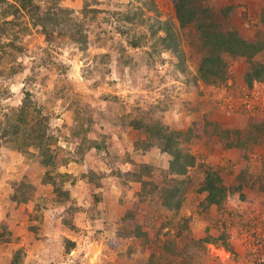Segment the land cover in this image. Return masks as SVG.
I'll use <instances>...</instances> for the list:
<instances>
[{
    "label": "trees",
    "instance_id": "1",
    "mask_svg": "<svg viewBox=\"0 0 264 264\" xmlns=\"http://www.w3.org/2000/svg\"><path fill=\"white\" fill-rule=\"evenodd\" d=\"M169 1L173 18L161 21L145 14L156 12L153 0H81V7L73 15L70 10L58 5L60 0H0V38L9 37L11 40L0 44V49L3 46L10 49L9 52L0 53V159L1 151H14L20 152L25 165L35 164L42 172L39 184L50 187L51 196L41 199L43 203H34L35 207L31 210L34 219L40 222L41 211L47 202L51 208L67 205L65 210L68 216L62 218L60 224L70 234H75L78 229L69 223V216L80 215L90 222L101 217L104 220L105 208L100 209L103 207L99 206L105 202L104 193L100 191L103 186L101 180L114 178L123 189H128L130 184L138 185L136 198H146L141 219L136 220V215L127 211L121 215L119 226L111 227L107 220L103 221L105 231L113 229L112 234L117 241L114 249L125 257L138 252L139 247L132 244L135 240L139 239L141 246L147 243L148 232L153 230L159 217L163 219L159 222L157 232L178 213L191 182L187 175L190 169L196 167L202 172V181L197 189L198 193H204L205 202L199 205L201 209L212 205L217 212L224 213L225 198L239 189L236 185L225 188L217 170H211L203 164L197 165L189 152V146L199 138L193 133L192 127L184 131L171 130L164 123L163 115L169 109L168 95L172 88L156 90V93L163 94L161 100L143 108L138 99V105L127 111L120 97L109 92H100L96 98L91 95L89 101H79L72 98L74 92L64 77L70 67L54 60L57 53L61 54L67 48L74 49L72 55H79L83 61L80 73L90 83L92 90L98 89L100 83L111 87L117 81L121 82L123 68L130 72L143 68L142 77L145 81L140 88L153 92L162 81L157 77L156 65L163 52H168L175 60L171 64L170 75L180 82L181 92L189 91L198 81L214 89H230L234 84L230 82L227 86L228 66L229 62L235 61L242 62L240 82L247 93L255 84L264 86V31L250 39L243 37L241 32L235 30L233 23L225 20V8H216L210 0ZM261 1L262 7L256 14V21L264 28V0ZM23 24L26 26L21 29L19 25ZM14 28L22 35L29 33L30 28L34 29L43 35L52 49L43 50V55L33 62L35 68H31L32 75L26 76L24 82L29 86L42 68L48 72L44 77L55 76L47 94L55 99L51 100V106L59 108V113L71 112L72 120L68 125L63 123L60 128L52 129L47 115L49 113L43 112L47 106H39L27 89L21 91L18 105L5 102L11 95L8 82L22 70V65L15 61L22 48L13 43L16 39L12 33ZM89 39L93 50H97L92 56L87 51ZM180 43L187 45V48H182ZM111 52L120 66L117 68L120 74L117 81L110 77ZM4 54L9 58H5ZM178 72L182 73L181 78L177 76ZM150 74L152 77H149ZM130 83L133 84V80ZM43 87L47 89L45 84ZM211 126L213 129L207 134L208 138L215 134L222 136L224 147L237 152L238 162L241 160L233 182L252 184L258 166L247 165V158L256 150H264V122H247L241 130L231 132L217 130L216 125ZM61 129L66 131V141L74 142L71 151L57 145ZM124 129L140 135L133 138L130 151L124 150L119 154L109 150L106 138L111 133L120 137ZM58 151L63 152V166L68 163L75 165V174L57 171L55 158ZM156 152L169 158L160 174L159 183L152 179L156 170L154 163L150 160L134 161L130 155L143 156ZM95 156L102 163L100 168L92 162L91 157ZM125 163L131 165L130 170L121 168ZM83 164L88 167L85 171L80 168ZM259 165L264 172V159ZM250 167L251 171H248ZM258 174L255 175L256 180L261 181ZM68 179L70 185L82 179L96 189V192L88 194L89 203L85 209L65 186ZM8 184L12 191L7 201L13 205L35 200V186L27 182L26 177L22 176L16 183L11 181ZM260 188L264 190V186ZM151 208L153 212H150ZM37 222L29 229L36 231L39 227ZM176 227L178 231L182 229L188 232L185 219H181ZM143 228H147L148 232ZM216 239L226 248L222 235ZM16 241L10 239L6 229L0 228V244ZM215 242L209 237L191 239L189 246L184 243L177 254L175 242L168 241L154 259L157 264H161V261L170 262L174 257L182 256L183 264H196L206 253L205 245H214ZM62 245L66 254L75 248L74 242L67 238H62ZM152 259L149 255L144 260L138 259L136 264H152ZM25 261L26 252L22 247L16 246L11 250L8 264H24Z\"/></svg>",
    "mask_w": 264,
    "mask_h": 264
},
{
    "label": "rangeland",
    "instance_id": "2",
    "mask_svg": "<svg viewBox=\"0 0 264 264\" xmlns=\"http://www.w3.org/2000/svg\"><path fill=\"white\" fill-rule=\"evenodd\" d=\"M210 1L216 8H225V20L233 23L235 30L241 32L243 37L250 39L255 34L263 33L264 28L256 21V14L262 7L261 0ZM153 2L156 12H146L147 16L161 21L173 18V10L169 0H153ZM58 5L61 8L70 10L73 15L81 7V0H60ZM231 9H234L232 13L230 12ZM19 21L21 20L19 19ZM24 25H19V27L23 29ZM28 31L29 33L22 35L16 28L12 29V33L16 35L13 43L22 48V52L15 57V61L22 65V70L16 73L13 79L8 82L11 95L5 102L9 105H18L21 91L27 89L33 94L34 100L39 106H42V104L47 106L46 111L43 112L49 113L47 115L50 117L52 129L60 128L63 123L68 125L72 120L71 112L63 111L59 113V108L56 109L51 106V100L55 101V99L47 94L55 76L44 77L48 75V72L42 68L37 69L38 77L29 86L24 82L26 76L32 75L31 68H35L33 62L43 55V50L46 48L52 50L42 34L32 28ZM10 41L9 37L6 39L0 38V44ZM87 45L89 56L97 53V50L92 48L91 39L88 40ZM180 46L187 48V45L182 43H180ZM147 47L148 44L144 48ZM106 48L111 47L107 46ZM73 50L71 48L64 49L63 53H57V57H54L55 61L70 67L68 74L64 77L74 92L72 98L87 101L91 95L96 98L100 92H109L120 97L127 111L138 105V99L145 108V106L163 98V94L161 92L156 93V90L163 87L168 90L172 88L168 95L170 98L169 109L163 115L164 123L171 130L184 131L192 127L193 133L199 135V138L189 146V152L195 158L197 165L203 164L211 170H217L225 188L236 185L239 190L227 195L225 198L223 215L217 212L212 205L206 209H201L199 205L205 202L204 193H198L197 189L202 181V172L196 167L190 169L187 175H189L191 182L178 213L172 218L171 222L163 226L158 232L157 229L159 222H162V217L156 220L152 231L148 232L147 228H143L144 231L148 232L147 243L141 246L140 240H135L132 244L139 247L138 252L125 257L120 256L114 249L117 241L114 234H112L113 229L105 231L103 221L107 220L111 227L119 226L121 215L127 211L136 215V220L141 219V212L144 210L146 198L141 200L136 198L138 185L130 184L128 189H123L114 178L101 180L103 191H100L104 193L105 202L103 201V204L99 206L103 207L100 209L105 208L104 220L101 217L95 219L94 222H90L80 215L69 216V223L78 229L75 234H70L60 224V220L65 219L68 214L65 210L67 205L51 208L49 202H47L45 209L41 211L40 222L35 221L31 211L35 207L34 203H43L41 199L51 196V189L48 186L39 184L42 172L36 168L35 164L25 165L20 152L1 151L0 228L6 229L10 233V239L17 241L16 243L0 244V264H8L10 252L16 246L22 247L26 252L24 264H136L138 259L144 260L149 255L153 257L152 264H155L154 257L158 256L160 248L166 245V242L173 240L176 245V253L179 254V250L184 243L189 246L191 239L198 240L205 237L216 240V242L214 245H205L206 253L196 264H252L254 258L251 251L253 236L259 234L264 236V190L262 191L260 188L264 186V172L259 165V162L264 159V150H256L253 154L248 155L247 165L258 166L252 177L253 183L242 182L237 184L233 182L234 174L239 171L241 164V160L238 162L237 152L224 147L222 136L215 134L208 138L207 134L211 133L213 129L211 125H216L217 130L231 132L236 129L241 130L247 122L263 123L264 86L255 84L250 93H247L241 87L240 82L243 70L242 62L235 61L229 62L228 66L229 76L227 80H229L227 86L230 82L234 84L230 89H214L198 81L195 87H190L189 91L181 92L180 82L170 75L172 71L171 64L175 60L168 52H163L156 65L157 77H160L162 81L157 84L153 92H150L140 88L143 81H145L142 77L143 68H140L137 72H130L127 68H123L122 81H117L120 75L117 68L120 66L116 62L115 54L111 52L109 54L110 64H112L110 77L117 82L111 87L100 83L98 89L92 90L89 87L90 83L85 81L80 73L83 61L80 60L79 55H72ZM1 51L9 52L10 49L3 46L0 53ZM104 51L105 49H103ZM4 56L7 59L9 58L7 54H4ZM177 76L181 78L182 73L178 72ZM149 77H152V74ZM41 78L42 83L40 82L42 81ZM132 80L133 84L130 83ZM43 83L47 89L43 87ZM101 107L103 106L101 105ZM138 136H140L138 132L124 129L120 132V137L112 133L109 134L106 143L109 150L121 154L124 150L130 151V143L134 137ZM65 138L66 131L61 129L58 134L57 145L63 150L71 151L74 142H67ZM130 155L134 161L150 160L154 163L156 170L153 172L152 179L155 183H159L161 180L160 174L169 159L166 155H159L157 152L143 156L139 154ZM62 156L63 152L58 151L55 158L57 171L75 174V165L68 163L67 166H63ZM91 158L98 168L102 166V163L97 161L96 156ZM80 168L85 171L88 167L83 164ZM121 168L127 171L131 169V165L125 163ZM250 169L251 167L248 171H251ZM95 170L98 169L95 168ZM257 173H260L258 176L261 181L256 180L255 175ZM22 176L26 177L27 182L35 186V200L32 203L15 206L7 201V197L12 191L8 182L13 181L16 183ZM69 182L70 179L65 183V186L71 190L76 201L81 200L84 209L88 207V194L96 192V189L92 184L84 183L82 179L72 185ZM149 210L153 212L152 208ZM181 219L186 220L188 232L176 229V225L178 226L181 223ZM35 222L39 227L36 231H32L29 227ZM219 235H222L226 248L221 245L220 240L216 239ZM62 238L70 239L75 245V248L67 254L64 252ZM181 257H174L170 262L161 261V264H183Z\"/></svg>",
    "mask_w": 264,
    "mask_h": 264
},
{
    "label": "built area",
    "instance_id": "3",
    "mask_svg": "<svg viewBox=\"0 0 264 264\" xmlns=\"http://www.w3.org/2000/svg\"><path fill=\"white\" fill-rule=\"evenodd\" d=\"M259 235L253 239L251 246V251L254 254L252 264H264V236Z\"/></svg>",
    "mask_w": 264,
    "mask_h": 264
},
{
    "label": "clouds",
    "instance_id": "4",
    "mask_svg": "<svg viewBox=\"0 0 264 264\" xmlns=\"http://www.w3.org/2000/svg\"><path fill=\"white\" fill-rule=\"evenodd\" d=\"M78 204H81V205H82V201L80 200V201L78 202ZM21 205H25V204H21ZM81 205H80V206H81Z\"/></svg>",
    "mask_w": 264,
    "mask_h": 264
},
{
    "label": "crops",
    "instance_id": "5",
    "mask_svg": "<svg viewBox=\"0 0 264 264\" xmlns=\"http://www.w3.org/2000/svg\"><path fill=\"white\" fill-rule=\"evenodd\" d=\"M183 215V214H182ZM212 246V245H211Z\"/></svg>",
    "mask_w": 264,
    "mask_h": 264
}]
</instances>
